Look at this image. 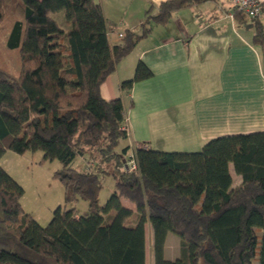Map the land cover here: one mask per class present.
<instances>
[{
    "label": "trees",
    "instance_id": "trees-1",
    "mask_svg": "<svg viewBox=\"0 0 264 264\" xmlns=\"http://www.w3.org/2000/svg\"><path fill=\"white\" fill-rule=\"evenodd\" d=\"M206 1L218 0L161 2L111 45V25L95 0H0V158L6 149L41 151V161L61 164L54 178L64 189V205L41 226L21 207L23 188L0 166V264H145L147 222L153 264H264V130L215 137L193 152L119 148L128 134L122 100L99 91L152 24ZM263 6L257 18L230 9L237 23L253 27L264 60ZM59 12L58 21L52 15ZM151 76L138 60L120 88L129 92ZM132 147L137 169L121 173ZM78 156L89 158L85 169L72 166ZM229 163L241 177L235 187ZM108 175L114 190L100 204ZM79 199L86 216L66 208ZM168 233L180 239L173 260L164 257Z\"/></svg>",
    "mask_w": 264,
    "mask_h": 264
},
{
    "label": "crops",
    "instance_id": "crops-1",
    "mask_svg": "<svg viewBox=\"0 0 264 264\" xmlns=\"http://www.w3.org/2000/svg\"><path fill=\"white\" fill-rule=\"evenodd\" d=\"M95 1L111 25L109 43L116 45L121 43L118 33L136 29L148 10L155 12L166 0ZM230 11L225 0L175 11L166 24H152L101 83L104 100H122L125 145L146 143L158 151L193 152L215 137L264 130L262 51L252 42L253 27L237 23L228 16ZM259 21L264 26V6ZM138 60L152 76L124 92L120 83L133 76ZM228 170L235 187L241 177L231 163ZM121 203L135 211L133 203ZM146 231L152 243L148 222ZM163 251L166 259L177 258L180 239L168 233Z\"/></svg>",
    "mask_w": 264,
    "mask_h": 264
},
{
    "label": "rangeland",
    "instance_id": "rangeland-1",
    "mask_svg": "<svg viewBox=\"0 0 264 264\" xmlns=\"http://www.w3.org/2000/svg\"><path fill=\"white\" fill-rule=\"evenodd\" d=\"M55 20H61L63 12L53 14ZM126 142L123 140L120 147ZM41 151L17 154L6 149L0 158V166L23 188V195L20 204L24 211L29 213L41 226L47 225L52 217L54 209L64 205V189L61 182L54 178V172L61 168L57 160L41 161ZM88 157H76L72 166L77 169H85L88 166ZM114 190V179L112 176H105L102 180V187L99 192V203L103 204ZM74 207L81 216L88 214V204L85 200L79 199L73 205H66V208ZM175 238L179 239L176 235ZM172 245L170 246V249ZM151 234L145 232V264H153Z\"/></svg>",
    "mask_w": 264,
    "mask_h": 264
},
{
    "label": "built area",
    "instance_id": "built-area-1",
    "mask_svg": "<svg viewBox=\"0 0 264 264\" xmlns=\"http://www.w3.org/2000/svg\"><path fill=\"white\" fill-rule=\"evenodd\" d=\"M230 8H236L243 12L249 18H257L262 10L264 0H225ZM228 16L233 17L232 11L228 13ZM118 37L123 38V33H118ZM137 169V165L134 159L133 147L129 150L123 163L119 166V172H130Z\"/></svg>",
    "mask_w": 264,
    "mask_h": 264
}]
</instances>
